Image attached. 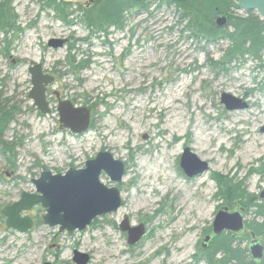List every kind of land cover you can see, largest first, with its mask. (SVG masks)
<instances>
[{"label": "rangeland", "instance_id": "rangeland-1", "mask_svg": "<svg viewBox=\"0 0 264 264\" xmlns=\"http://www.w3.org/2000/svg\"><path fill=\"white\" fill-rule=\"evenodd\" d=\"M59 1L71 4L67 13L72 24L46 8L47 1L14 0L18 29L0 34L1 101L17 109L3 138L15 146V168L9 153L0 151V264H75V251L88 254L89 264H206L202 244L220 210L241 212L247 225L263 221L255 207H229L213 180L221 174L242 182L256 204L264 203V173L256 172L264 159L260 61L247 57L216 66L229 43L195 38L187 21L180 22L175 6L155 2L147 12L126 18L123 29L92 34L75 11L93 3ZM67 38L62 49L48 45L52 39ZM72 46L71 55L77 63L89 62L88 68L68 66ZM37 64L55 77L48 93L49 115L40 114L29 99V68ZM58 73L63 76L58 78ZM54 92L78 107L91 108L87 133L76 136L60 127ZM223 94L243 99L248 109L227 111ZM186 148L209 164L208 172L192 179L185 175L180 161ZM104 151L127 168L120 185L101 176L104 185L121 191L124 205L118 212L68 235L45 225L46 210L37 206L22 214L33 219L31 231L22 234L7 227L2 210L17 203L23 192L37 194L33 181L42 173L85 169ZM126 216L131 227L146 228L134 246L119 229ZM249 238L240 244L242 249L248 250Z\"/></svg>", "mask_w": 264, "mask_h": 264}, {"label": "water", "instance_id": "water-1", "mask_svg": "<svg viewBox=\"0 0 264 264\" xmlns=\"http://www.w3.org/2000/svg\"><path fill=\"white\" fill-rule=\"evenodd\" d=\"M238 8L243 12H256L264 22V0H239ZM227 23L228 19L225 16L216 19L218 29H223ZM67 43L68 39H52L48 45L53 49H62ZM29 73L32 84L29 99L33 101L40 114H51L46 91L55 83V77L44 74L41 64L32 66ZM54 95L59 101L57 111L60 127L76 136L87 133L91 127V108L78 107L69 100H62L58 92H54ZM221 103L229 112L245 110L249 107L243 99L229 94L221 96ZM261 132L264 133V127ZM180 167L190 179L209 171V164L200 160L189 148L185 149L181 157ZM126 172L127 168L123 161L116 160L110 152H101L96 159L86 163L85 169H71L65 175H52L50 171L42 173L40 179L33 181L37 194L23 192L17 203L2 210V215L6 218L8 228L26 234L33 229L34 221L31 217H24L22 214L41 206L46 210V215L43 217L45 225L50 228L59 227L60 233L66 232L68 235L77 231L83 232L96 219L116 213L124 205L119 187H107L101 182V176L105 174L111 183L120 185ZM260 198L264 200V191ZM119 229L127 234L130 246L138 244L146 234L143 224L135 228L131 227L127 216ZM223 233L235 237L247 233L241 212H230L228 208L220 210L214 220L212 231L206 236L202 247L206 248L212 240ZM252 236L254 240L249 244L248 252L255 264H261L264 258V246L261 241L255 239L254 234ZM73 262L89 264L90 256L75 251Z\"/></svg>", "mask_w": 264, "mask_h": 264}, {"label": "trees", "instance_id": "trees-1", "mask_svg": "<svg viewBox=\"0 0 264 264\" xmlns=\"http://www.w3.org/2000/svg\"><path fill=\"white\" fill-rule=\"evenodd\" d=\"M47 1L46 8H51L56 12V16L64 23L72 24L70 13L67 10L71 7L70 3L59 0ZM92 6L89 9L79 7L78 13H81L86 28L91 30L92 34L107 32L109 28L121 30L125 26L126 18L137 11L147 12L153 3L160 5L175 6L179 15L180 22L187 21V27L194 32L195 38L206 37L209 42L225 40L229 43L224 57L220 62L215 63L219 67L230 66L234 63L245 61L251 57L260 61L259 69L264 71V22L256 12H244L239 15L237 2L232 0H89ZM14 0H0V31L9 34L10 31L17 28V15L12 9ZM219 16H225L228 19L227 27L222 30L216 27V19ZM73 46L70 48V54L67 58L68 66L76 71L88 68L89 62L80 60L77 63V57L72 56ZM63 75L58 73V78ZM15 107H7L5 102L1 101L0 95V151L7 155L10 165L15 168L13 153L15 146L3 141L5 134L10 129L14 121ZM259 172L264 173V159ZM218 184V196L224 200L229 207L235 204H241L246 210L257 208L256 214L262 217V222L253 221L249 223L248 230L256 237L264 239V203L256 204L255 198H250L244 183H236L233 179L215 174L213 177ZM251 235L244 238H238L232 234H222L214 239L208 248L202 252L201 260L206 264H254L248 250L242 249L240 244L248 241Z\"/></svg>", "mask_w": 264, "mask_h": 264}, {"label": "flooded vegetation", "instance_id": "flooded-vegetation-1", "mask_svg": "<svg viewBox=\"0 0 264 264\" xmlns=\"http://www.w3.org/2000/svg\"><path fill=\"white\" fill-rule=\"evenodd\" d=\"M17 22H18V19H17ZM17 26V25H16ZM17 28H18V26H17ZM15 31H17V29L15 28L14 30H12V31H10L9 32V34H12V33H14ZM0 34H4V31H0ZM68 39V38H67ZM68 42H69V39H68ZM17 61H13V65L15 66V65H17ZM31 68V67H30ZM29 68V69H30ZM43 73L44 74H47V73H45L44 71H43ZM50 88H51V86H49L48 88H47V91H46V97H47V101L49 102V105H50V101H49V96H48V93H49V91H50ZM52 97H54L55 98V100L57 101V103L59 102L58 101V99H57V97L54 95V93L52 94ZM53 100V98H51V101ZM51 108V107H50ZM245 225H246V228H247V224L245 223ZM248 234V228H247V233L245 234V235H247ZM245 235H242V236H245ZM242 236H239L238 238H241ZM251 236H252V234H251ZM255 239H257V240H259V241H261V243L263 244V246H264V239H262V238H255ZM254 240V238H253V236H252V240H251V242ZM213 241V240H212ZM212 241L208 244V246L206 247V248H204L205 250H208V248L210 247V245H211V243H212ZM250 242V243H251ZM249 246V245H248ZM252 262H253V260H252ZM254 264H255V262H253ZM261 264H264V258H263V261H262V263Z\"/></svg>", "mask_w": 264, "mask_h": 264}, {"label": "bare ground", "instance_id": "bare-ground-1", "mask_svg": "<svg viewBox=\"0 0 264 264\" xmlns=\"http://www.w3.org/2000/svg\"><path fill=\"white\" fill-rule=\"evenodd\" d=\"M65 130V129H64ZM25 217V216H24Z\"/></svg>", "mask_w": 264, "mask_h": 264}]
</instances>
